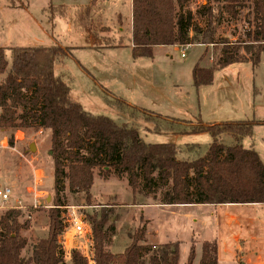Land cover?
Here are the masks:
<instances>
[{"label": "trees", "instance_id": "obj_1", "mask_svg": "<svg viewBox=\"0 0 264 264\" xmlns=\"http://www.w3.org/2000/svg\"><path fill=\"white\" fill-rule=\"evenodd\" d=\"M189 2L131 0L132 57L151 58L153 47L159 46H216L215 37L225 18L237 20L245 8L242 0H208L191 12L187 10ZM249 11L251 28L245 32L246 40L221 42L220 56L210 68L202 69L198 64L193 67L195 89L211 85L214 72L230 65H259L264 54V0H253ZM80 12L85 15L88 11L85 7L76 10L75 26L80 23ZM196 19L202 20L203 26ZM68 54L60 46L13 47L8 61L0 48V74L4 75L0 82V130L34 126L50 131L54 192L47 235L37 241L28 258L21 256L28 243L20 235L28 228L27 222H19L21 211L8 210L0 216V264H87L78 252L71 253L69 263L63 262L58 245L63 224L58 208L66 206L62 196L65 190L90 200L95 170L104 179L126 178L133 198L139 193L153 194L158 185L169 184L160 205L264 204V166L253 149L240 144L243 138L252 136L254 126L264 122L231 121L185 129L190 134L207 133L213 142L202 157L179 160L180 148L176 145L145 143L136 128L92 115L75 101L70 88L54 72L55 62ZM223 134L235 138L236 144H221L218 138ZM111 214L110 210H101L89 217L95 264H178L180 243L151 246L146 242L144 226L133 233L122 253L108 252L105 245L114 231L113 225H107ZM194 258L191 246L185 264H193ZM199 264H217L216 242L202 244Z\"/></svg>", "mask_w": 264, "mask_h": 264}, {"label": "rangeland", "instance_id": "obj_2", "mask_svg": "<svg viewBox=\"0 0 264 264\" xmlns=\"http://www.w3.org/2000/svg\"><path fill=\"white\" fill-rule=\"evenodd\" d=\"M33 1V2H32ZM29 6L34 14L36 5L44 0H32ZM51 0L52 8L43 10V23L48 32H54L56 40L53 46L67 49L68 55L55 62V75L70 88L72 98L80 103L84 109L92 115L105 116L112 119L118 125L121 120L126 121L128 126L136 128L141 138L150 144H166L168 131H183L186 126L169 123L156 118L155 115L172 116L184 119V116L197 117L198 113L203 117H217L218 121L227 120L229 115L224 104L216 108L217 96L222 97L220 88L230 85L238 96L239 104L243 103L250 93L254 99V107L249 110L244 106L242 112L248 117L250 112L255 113L257 119H264V54L256 68L249 63H238L230 65L213 75L212 87L199 93L194 87L187 83L189 76L187 69L198 63L200 50H204L203 64L210 67L219 58L221 42L228 44L241 43L246 40L245 32L251 28L250 6L253 0H242L245 8L241 10L237 20L225 18L223 24L216 34V46H202V49L180 48L155 49L151 58L134 59L128 48L115 49L105 52L101 56L88 50L71 52L68 47L83 45L89 41L84 35L78 37L77 30L89 29L91 33V45L95 48L117 47L127 42L129 28V14L131 0ZM208 0H190L187 10L195 12ZM49 2V0H48ZM5 5L6 7H3ZM59 5H65L62 9ZM79 6L87 8L85 15L80 12V23L75 26V12ZM8 7V8H7ZM10 7L26 8L24 0H0V47L5 50L6 60L9 59V49L12 47H31L34 45L31 38L34 28L27 23L29 14L24 9H11ZM59 13L61 15H59ZM13 22V24H11ZM203 26V21L196 19ZM11 24V25H10ZM56 24V28H55ZM27 26V27H26ZM70 26L72 29L68 30ZM77 29L74 31L73 27ZM119 28L122 37L119 41ZM82 32V31H81ZM50 40V38H49ZM52 45V44H51ZM12 46V47H8ZM71 53V54H70ZM184 54V58L181 54ZM116 69H121L117 73ZM96 78L93 80L92 76ZM103 72L106 78L99 76ZM118 74L117 77L116 75ZM100 77V78H99ZM4 75L0 74V82ZM134 86L135 91H127ZM153 86L156 92L165 94L171 103H159L157 97H152L153 103L143 102L144 110L135 108L133 104L127 105L120 97L130 103L140 101L138 90ZM138 93V94H133ZM249 94V95H250ZM144 100V99H143ZM202 101L199 107V101ZM214 104V106H213ZM191 110L189 111V108ZM200 109V111H198ZM188 110V113L184 111ZM239 110V109H238ZM215 111L214 116L211 112ZM239 112V111H237ZM21 113V110H18ZM154 117H153V116ZM238 116V114L234 115ZM250 119V117H249ZM155 131L147 138L143 130ZM157 130V131H156ZM207 136V135H205ZM12 139V145L8 140ZM261 133L256 131L253 140L259 147L264 163V142ZM199 148L186 149L189 158L178 155L179 160H194L202 157L207 151L205 137H194ZM206 138H209L208 136ZM248 143L247 139L242 142ZM33 145L32 150L30 146ZM0 187H7L12 192L11 199L3 203L0 201V216L11 210L18 201L22 205L20 223H28V228L22 230L20 235L27 239V246L21 252V256H31L33 246L38 240L46 237L48 232V211L53 208V161L50 153V131L37 130L34 126L19 130H0ZM166 186L158 185L156 192L150 195L139 193L133 198L131 190L127 185L126 178L118 179L114 176L104 179L99 170L94 171L93 185L90 190V200L85 195H72L67 190L62 193L66 206L81 207L79 210L86 220L99 214L101 210H110L112 214L107 225H113L114 231L109 236L105 249L113 254H120L130 244V237L142 226L146 229V242L151 246H159L165 243L166 237L172 239L173 232L180 227L177 217L172 214L178 213L179 209L170 206L158 208L155 206L145 207L146 204H158L162 193L167 191ZM139 205L138 207H133ZM254 215L264 216V209H252ZM62 215V217H61ZM65 211L60 210L62 220ZM153 219L152 229L159 232L157 240L152 233L147 232L149 228L143 217ZM64 225V223L62 222ZM188 243H180V258L178 264H185L189 253Z\"/></svg>", "mask_w": 264, "mask_h": 264}, {"label": "crops", "instance_id": "obj_3", "mask_svg": "<svg viewBox=\"0 0 264 264\" xmlns=\"http://www.w3.org/2000/svg\"><path fill=\"white\" fill-rule=\"evenodd\" d=\"M26 3V8L23 7H10L11 9H24L29 14V19L27 23L29 24V27L34 28L33 36L31 38L32 42L34 43L31 47H50L55 44L56 40L54 38L55 35V29L54 32H48L46 26L43 23V16L42 12L45 8H48L51 4V0H44L40 5H36V13L34 14L31 10H29V6L32 0H24ZM33 2V1H32ZM64 6L65 5H59ZM3 7H6L3 5ZM83 7V6H79ZM8 8V7H7ZM67 8V7H66ZM129 28H128V35L129 38L127 42H124L120 46L117 47H101V48H95L91 45V33H84L77 29H75L73 26L74 31L77 32L78 37H82L84 35L89 41L85 42L83 45L79 46H72L68 47L71 49V52H78L80 50H88L93 53H95L96 56H101L105 52L115 49H122V48H128L130 51L132 50V44H131V24H132V5L130 1V14H129ZM13 24V22L11 23ZM10 24V25H11ZM27 27V26H26ZM56 28V24H55ZM68 30L72 29L70 26L67 27ZM121 28H119V41L122 37V31H120ZM50 38V40H49ZM52 44V45H51ZM12 47V46H8ZM199 48L202 49V45H189L187 48ZM0 48H6V47H0ZM13 48V47H12ZM25 48V47H24ZM174 49L175 51L179 50L183 47L178 46H159V47H153V51L155 49ZM203 49L200 50L199 58L197 59L198 63L193 64L192 66H189L187 69V74L189 76V79L187 80L189 86L193 87V79H192V70L193 67L198 64L199 68L202 69H208L210 68L209 64H203ZM71 54V53H70ZM185 57V56H184ZM183 57V58H184ZM143 58V57H142ZM140 59V58H136ZM117 73L119 71H122L121 69H116ZM87 72V75L92 76L88 70H85ZM99 76H102L103 78H106L108 76H105L103 72L99 73ZM117 77L118 74L116 75ZM93 80L96 81V78L93 77ZM100 78V77H99ZM120 78V77H119ZM208 87H212V85L209 86H201L196 91L201 93L202 91L208 89ZM219 90H221L222 97L217 96L216 98V108L221 107V104L226 105L225 109L227 111V114L229 117H227V120L223 119L221 121H218L217 117L208 118L206 116H201L198 113L197 117H191L189 115L184 116V119H178L172 116H162L159 114H156L155 116H159L162 120L167 121L169 123H177L183 126H186V128H190L193 126H197L199 124L202 125H213V124H220L223 122H231V121H246V120H255L258 122H264V119H257L255 117V113L250 112V119L249 117L242 112V108L245 106L246 109H250L254 107V99L257 95V92L254 91V94H256L254 97L250 94H248L244 100L243 103L239 104L238 96H236V93L233 89H231L230 85L226 86V88L222 87ZM127 91L133 92L135 91L134 86H132ZM138 94L140 101H137L136 103H130L127 100H124L120 97V99L125 102L127 105L135 106V108H139L144 110L142 108L143 102H151L153 103L152 97H157L159 100V103L163 105V102L171 103L169 98L162 94V92H156L153 86L145 88L143 90H138ZM144 99V100H143ZM201 107L202 101H199ZM214 106V104H213ZM189 111L191 110L190 107ZM239 109V110H238ZM200 111V109H198ZM239 111V112H237ZM185 113H188V110L184 111ZM216 112H211V116H214ZM238 114V116H234ZM153 116V115H152ZM154 117V116H153ZM121 124H127L126 121L121 120ZM256 131L260 132L262 137L261 140L264 142V125H256L253 127L252 136L243 138L240 141V144L244 149H253L259 156L263 166V158L261 156V153L259 151V147L256 145V142L253 140V137L256 133ZM155 131H151L150 129L143 130V135L145 138H147V135L153 133ZM207 135L209 138H206ZM205 137V145L208 147L213 142V139L211 136L207 133H201V134H190L188 131H168L166 135V142L168 144H174L177 147L180 148V154L183 158H189L186 149H190L191 147H197L199 148V145L195 142L194 137ZM143 139V138H142ZM244 139L248 140V143L246 145H243L242 142ZM144 141V139H143ZM218 141L225 145V146H232L236 144L235 138H233L229 134H223L218 138ZM145 142V141H144ZM146 143V142H145ZM166 143V144H167ZM150 144V143H149ZM165 144V143H164ZM208 149V148H207ZM206 153V152H205ZM204 153V154H205ZM139 205H134L133 207H138ZM145 207H151L155 206L160 209L165 208L167 206L160 205V204H146ZM172 209H179L178 213L172 214V216L175 218H178L180 227L178 230L173 232V235H171L172 239H168L166 237V242L161 243L157 245H164L167 243H188L189 248L191 246H194L195 251V258L193 261V264H199L200 258H201V248L202 244L204 242H216L217 245V264H264V216L260 215H254L252 213V209H264V204H221V205H183V206H170ZM143 220L146 222L147 227L149 228L147 232L152 233L154 236V239L157 240V237L159 235V232L156 228L152 229L151 226L153 224V219L150 217L142 216ZM179 258H180V251H179ZM187 261V260H186ZM179 263V260H178Z\"/></svg>", "mask_w": 264, "mask_h": 264}, {"label": "built area", "instance_id": "obj_4", "mask_svg": "<svg viewBox=\"0 0 264 264\" xmlns=\"http://www.w3.org/2000/svg\"><path fill=\"white\" fill-rule=\"evenodd\" d=\"M189 45L184 46L187 48ZM184 57V54H181ZM12 197V192L7 187H0V201L8 202ZM22 205L16 202L11 210H21ZM65 211L62 222L63 230L58 236V245L62 251V258L64 263L71 261V253L78 252L87 262V264H95L94 248L92 239L91 225L86 218L80 214L81 207L65 206L58 208ZM62 217V215H61Z\"/></svg>", "mask_w": 264, "mask_h": 264}, {"label": "water", "instance_id": "obj_5", "mask_svg": "<svg viewBox=\"0 0 264 264\" xmlns=\"http://www.w3.org/2000/svg\"><path fill=\"white\" fill-rule=\"evenodd\" d=\"M32 148H33V145H31L29 149L32 150Z\"/></svg>", "mask_w": 264, "mask_h": 264}]
</instances>
